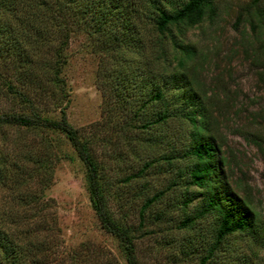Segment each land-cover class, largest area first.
I'll use <instances>...</instances> for the list:
<instances>
[{"label":"rangeland","instance_id":"1","mask_svg":"<svg viewBox=\"0 0 264 264\" xmlns=\"http://www.w3.org/2000/svg\"><path fill=\"white\" fill-rule=\"evenodd\" d=\"M160 1L169 6L179 0ZM244 1L216 0V15L187 28L184 39L197 49L188 74L212 111V132L226 156L225 174L238 195L262 216L264 83L244 50L245 41L231 26L237 5ZM80 3L12 0L8 9L0 8V112L30 111L2 84L7 78L15 81L10 69L14 63L11 44L24 47L29 54L37 51L38 62L50 60L52 51L59 49L63 61L58 76L63 86L47 81L42 73L40 95L31 93L32 109L57 118L64 108L98 165L108 213L132 237L137 264H198V253L187 255L180 250L193 233L180 225L191 205L182 209V188L179 181L172 184L185 161L177 158L170 163L165 158L170 149L180 150L187 126L170 119L162 141L153 144L147 139V129L131 123L130 112L118 105L110 87L108 69L114 43L96 32V12L91 15ZM149 21L142 14L136 22L146 33V42L156 37ZM103 28L118 31L112 20ZM20 147L43 158L45 166L34 169L24 184L11 178L0 182V212L8 208L30 211L44 204L42 212L45 218L49 216L47 232L53 243L52 264H126L118 239L100 225L90 206L85 166L65 136L53 129L0 124V156ZM26 188L32 195L38 191L37 203L32 195L26 202L18 199ZM154 196L140 212L143 202ZM199 224V231L208 233L212 218H202ZM226 244V249L213 256L217 262L207 264H264V245L244 233H233Z\"/></svg>","mask_w":264,"mask_h":264},{"label":"trees","instance_id":"2","mask_svg":"<svg viewBox=\"0 0 264 264\" xmlns=\"http://www.w3.org/2000/svg\"><path fill=\"white\" fill-rule=\"evenodd\" d=\"M11 2L0 0V8L8 9ZM78 2L91 15L96 12L99 19L96 32L114 43L108 69L112 76L110 87L118 105L130 112L131 123L147 129V139L153 144L162 141L164 126L170 119H179L187 126L179 153L174 148L165 156L170 163L177 158L185 161L172 180V184L179 181L182 188V209L191 205L180 220L182 227L193 232L182 244L181 253H198V264L217 262L213 256L227 248V238L235 232H242L254 243L264 245V215L253 210L249 201L238 195L229 183L224 171L226 156L212 132V111L205 104L203 93L193 87L188 74L197 49L195 44L185 41L184 32L205 16H215L216 0H179L169 6L160 0ZM142 14L150 20L156 35L149 37L148 42L144 40L146 33L136 24ZM110 20L117 23L118 31L103 28ZM231 26L238 38L245 41L244 50L249 52L257 76L264 83V0H247L237 5ZM9 49L15 81L7 78L2 84L8 93L28 105L30 111L0 112V124L53 129L65 136L85 166L89 203L100 225L118 239L126 264H137L132 237L127 228L108 213L98 165L87 142L67 120L64 108L59 109L57 118L32 109L31 93L40 95L42 73L47 81L60 88L63 86L58 76L59 62L63 61L60 50L54 49L50 60L38 62L41 58L37 51L29 54L24 47L12 44ZM40 166H45L43 158L33 157L30 150L20 147L0 156V182L11 178L24 184L26 177ZM27 189L19 192V200L24 202L26 197L31 198ZM37 192L35 190L31 198L36 203L39 201ZM155 198H147L140 212ZM44 207L41 204L34 205L30 211L21 208L12 212L8 208L0 212V264H52L55 260L50 256L53 243L48 237L50 222L47 221L49 216L44 217ZM208 216L212 218L211 228L208 233L200 232L199 222ZM3 219L6 225L2 224Z\"/></svg>","mask_w":264,"mask_h":264}]
</instances>
